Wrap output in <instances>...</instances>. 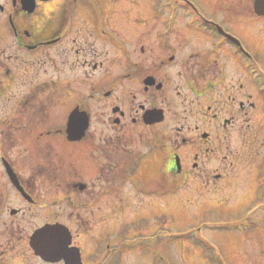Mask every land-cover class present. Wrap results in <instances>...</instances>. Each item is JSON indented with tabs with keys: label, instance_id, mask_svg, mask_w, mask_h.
I'll use <instances>...</instances> for the list:
<instances>
[{
	"label": "flooded vegetation",
	"instance_id": "flooded-vegetation-1",
	"mask_svg": "<svg viewBox=\"0 0 264 264\" xmlns=\"http://www.w3.org/2000/svg\"><path fill=\"white\" fill-rule=\"evenodd\" d=\"M235 1L211 2L205 18L182 0H156L151 14L145 0L121 5L123 11L118 0H0V84L10 90L1 96L19 98L10 110H1L0 142L15 146L44 136L58 144L59 136L66 144L60 155L47 153L23 175L17 170L19 157L0 154L32 201L0 205V264H64L44 261L30 248L35 229L61 219L52 207L38 218L34 194L42 186L31 187L25 179L65 181L55 191L75 212L65 223L70 247L83 261L91 244L90 255L113 257L114 248L106 244L102 251L99 243L113 239V218L127 207H135V216L143 214L156 207L145 206L148 199L160 204L192 180L224 181L232 158L259 155L264 149V17L254 12L255 0ZM181 7L195 13L181 14ZM125 26L129 39L121 36ZM13 86L24 90L14 96ZM29 112L34 113L30 124L22 123ZM73 113L74 131L83 132L69 141ZM50 114L44 123L41 118ZM155 118L161 120L150 123ZM230 134L240 141L237 149H231ZM191 191L202 193L199 187ZM74 192L78 202L70 199ZM12 209L17 212L11 214ZM85 237H92L90 246Z\"/></svg>",
	"mask_w": 264,
	"mask_h": 264
},
{
	"label": "rangeland",
	"instance_id": "rangeland-1",
	"mask_svg": "<svg viewBox=\"0 0 264 264\" xmlns=\"http://www.w3.org/2000/svg\"><path fill=\"white\" fill-rule=\"evenodd\" d=\"M130 1L132 0H126L124 3L118 0V10L123 11V9H120L121 5L124 8L129 7ZM145 1L150 5L148 6L147 13L151 14L154 5L156 6L154 3L156 0ZM152 1L153 3H151ZM182 1L189 3L201 16L208 18L209 13L213 9L212 3L215 0ZM171 5L174 4L172 3ZM171 5H167V12L171 11ZM245 6H247L246 3L241 5V7ZM181 9L183 10L180 11L181 14L182 12L195 13L185 7H181ZM219 14L221 16V13ZM240 23V21H235L237 30L241 29ZM177 27L181 26L177 25ZM124 29L126 30H121L123 32L121 36L129 39L130 34H128L129 31L126 26ZM229 29L237 33L231 24H229ZM237 34L243 35L245 39L248 38L242 32ZM200 46L201 50H205L204 41L200 42ZM20 78H24L21 72ZM0 87L1 113L2 109L6 112L7 109L10 110L19 98L7 99L6 95H9L10 90L7 88L4 91L1 84ZM23 90L24 87L16 88L13 86L14 96ZM1 92L6 93V95L4 97L1 96ZM29 107H31L30 104H28L27 108ZM25 111L29 110L25 109ZM33 114L29 112L26 115L27 118L22 119L21 122L30 124V118ZM48 117H53V115L43 116L41 119L45 121L44 123H47ZM17 119L18 116L11 119V123L14 124ZM229 137L233 145L231 149H237L240 141L236 139V134H230ZM44 139V136L34 142H31L28 138L27 140L22 139L23 143L19 141L15 146L6 142L7 146L11 147H7L5 143L0 142V154L2 156L6 154L12 159L19 157L20 159L18 160L20 162L16 164L17 170L22 175L26 174V172L35 170L40 165L38 161L46 156L47 153L53 151L55 154L60 155L63 148L66 147V144L59 136L57 138L58 144L50 143V141L47 142ZM34 143H36L37 148L32 152L31 147L34 146ZM68 150L73 153L76 152L70 148ZM262 150L259 155L254 154L246 160H235L232 158L230 161L234 165L228 171L229 174L224 181H216L215 183L211 181L206 184H193L195 180H192L193 182L189 181L188 185L183 186L175 195H166L160 204L148 199L150 203L147 201L145 206H149L150 204L156 207H149V209H145L143 214L136 216L133 213L135 207L131 208V210L127 207L124 213H118L117 217L113 218V223L116 224L117 228L111 233V236L114 235L113 239L119 236L120 232L126 228L125 225H131V223H135L139 219L144 221L139 222L143 226L138 235L143 236L144 240H142L143 238L134 240L133 238L137 236V232H130L129 236H132V240L129 243L130 249L125 250L119 257H115L107 262H103L101 259L93 260L92 257L88 258L95 247L94 244H91V252H84V264H264V228L262 221L264 209L261 207L264 205V149ZM153 156L151 155V157ZM76 159H79V157ZM151 170L152 168H149V171ZM2 173L5 174V171L0 162V188H2V191H0V205L3 208L4 205H11L13 207L28 205L10 184L6 175V179L4 180ZM23 182L31 187L36 186V184L37 187L40 184L42 186L40 189L35 190L34 194V199L38 202L33 207L37 209L38 218H40V215L43 217L47 213L48 208L52 207L54 211L52 213L55 215V218L59 217L61 220L58 221L66 225L65 221L68 220V216L75 212L67 208L65 196L63 197L60 192L55 191V187H61L65 181L25 179ZM195 183L198 182L196 181ZM223 185L224 187L222 188ZM191 186L193 188L199 187L202 193H198L197 191V193L192 192ZM70 199L78 202L80 198L78 193L74 192ZM255 207L260 208L257 209ZM255 209L257 210L255 211ZM93 210L96 211L95 208ZM247 217L249 221H245ZM33 221L35 222V219ZM39 221L37 219V222ZM248 222L257 223L256 231L245 232L246 225L244 227L243 225ZM37 225H40V223ZM94 230L93 228L90 231L93 233ZM95 235L97 236L98 234ZM91 240L92 237H85L83 241L87 243L86 246H90ZM113 242L116 243L117 241L113 240Z\"/></svg>",
	"mask_w": 264,
	"mask_h": 264
},
{
	"label": "water",
	"instance_id": "water-1",
	"mask_svg": "<svg viewBox=\"0 0 264 264\" xmlns=\"http://www.w3.org/2000/svg\"><path fill=\"white\" fill-rule=\"evenodd\" d=\"M254 9L258 15L264 16V0H255ZM74 115L75 113L71 115L69 120L70 129H67L69 141L78 140L83 132V129L80 132H78V130L74 131ZM160 120V118H155L152 119L150 123L158 122ZM5 165L10 180L22 193V195L27 198V196L19 186L15 174L7 164ZM11 213H15V211H12ZM70 243L71 239L68 230L60 224L46 225L36 230L31 236L30 240L31 247L33 248L35 254L39 255L45 260L47 259L51 262H58L60 260H63L65 264H82L79 250L68 248Z\"/></svg>",
	"mask_w": 264,
	"mask_h": 264
},
{
	"label": "trees",
	"instance_id": "trees-1",
	"mask_svg": "<svg viewBox=\"0 0 264 264\" xmlns=\"http://www.w3.org/2000/svg\"><path fill=\"white\" fill-rule=\"evenodd\" d=\"M258 209V208H257ZM256 209V210H257ZM158 220V219H157ZM143 221V220H142ZM245 221H249V218L247 217L246 219H245ZM262 221H263V228H264V215H263V217H262ZM134 224H135V226H134ZM246 225V226H245ZM142 226H143V224L142 225H138V224H136V223H133L132 225H129L128 226V228H126L123 232L125 233V237H126V234H128V233H130L131 231H136L137 232V236H135L134 237V240L136 239V237H138L139 239H141V238H143L142 240H144V237L143 236H141V235H138V233H139V231L141 230V228H142ZM245 226V232H247V231H256V227H257V223H252V222H248V223H244V225H243V227ZM132 228V229H131ZM129 230V231H128ZM144 242V241H143ZM143 246H145L144 244H143ZM125 246L123 245L122 246V248H124ZM128 248V246L126 247V249ZM148 252V251H147ZM119 255L120 254H115L114 253V255H112L113 257H112V259L113 258H115V257H119ZM96 259H99V258H96ZM103 259V258H102ZM101 259V260H102ZM93 260H95V259H93ZM107 260V258H105V261ZM103 262H105L104 260H102Z\"/></svg>",
	"mask_w": 264,
	"mask_h": 264
}]
</instances>
